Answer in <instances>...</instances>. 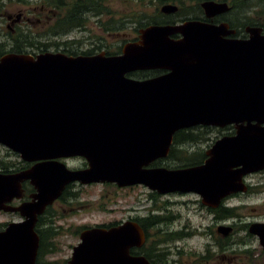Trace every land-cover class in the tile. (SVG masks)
Wrapping results in <instances>:
<instances>
[{"label": "water", "instance_id": "95a60500", "mask_svg": "<svg viewBox=\"0 0 264 264\" xmlns=\"http://www.w3.org/2000/svg\"><path fill=\"white\" fill-rule=\"evenodd\" d=\"M202 7L208 17L231 9L214 0ZM245 30L248 37H233L229 23L187 20L141 29L140 39L115 55H2L0 144L38 162L17 173L0 172V210L25 217L0 231V264H37L38 215L72 181L192 191L211 207L246 191L243 177L264 169V34L259 26ZM157 69L166 72L143 81L126 76ZM197 125H233L235 133L219 138L202 164L148 167L168 155L176 131ZM71 156L84 157L88 168L71 170L56 160ZM26 180L36 189L32 200L12 207ZM251 231L264 247V223ZM144 240L136 222L92 227L81 232L68 264H151L130 253Z\"/></svg>", "mask_w": 264, "mask_h": 264}, {"label": "rangeland", "instance_id": "374dc122", "mask_svg": "<svg viewBox=\"0 0 264 264\" xmlns=\"http://www.w3.org/2000/svg\"><path fill=\"white\" fill-rule=\"evenodd\" d=\"M32 4H21L16 0H0L2 4V10L0 11V42L8 40L11 35L15 33V29L22 28L25 31L32 32L31 35L35 37L38 42L48 45L51 42H57L61 45L30 47L27 50L30 53H39L40 50L48 52H65V49L73 50L80 53L81 50H86L99 45L94 53L102 51H116L121 50L123 45L128 42L137 41L140 39L141 28L137 27L139 24L146 25L150 21L156 22L157 18H164V12L162 7L167 4H173L175 2L168 1L160 3L158 0H108L103 4V16L92 17L91 11H88V21L86 23L87 29L74 30L73 32L65 35H45V31L48 25L51 24L53 19L50 18V9L42 7V4L38 0H29ZM187 0L186 3L181 4L179 7V14L188 16H197L199 10L195 7L196 0ZM218 2L231 3V0H215ZM229 1V2H228ZM247 5L238 6L228 14L226 18L233 22L239 23L240 20L248 22L245 24L260 23L264 18V0H246ZM38 2V3H37ZM172 2V3H169ZM198 6V5H197ZM229 6H231L229 4ZM110 11V14H106L105 11ZM178 10V9H177ZM174 11V12H177ZM185 10V11H184ZM57 12V10H56ZM178 17V16H177ZM139 22V24H136ZM106 26L108 28H106ZM31 28V29H30ZM100 38V39H97ZM72 40L79 41L81 43H74L66 46L63 42H70ZM120 46V49L118 47ZM103 47V48H102ZM67 53V52H65ZM146 72V71H143ZM198 133L195 131L194 136L201 139L200 147L208 148L209 144L214 139L222 136L226 130L209 127L203 129ZM192 146L187 144L178 145L176 150L187 151L186 154L180 153L177 155V159H185L189 156V151L192 150ZM6 147L0 144V161L10 162L13 160L10 156L6 155ZM174 158H168L163 160L159 165L178 167L182 164H186L184 161H180ZM15 160V159H14ZM84 159H77L73 162L74 166L78 167L83 163ZM1 168V163H0ZM251 181V180H250ZM252 184L259 185L258 192L248 195H243L240 198L231 201V205L237 206L235 212L241 215L242 221L252 220L251 218L261 217L260 220H264V174L256 175L252 178ZM148 189L141 186H132L126 189H121L112 184H87L84 186L75 187V193L73 196L66 198L68 202H55L52 206L53 213L47 214V218L52 219L53 222L48 226L49 232H45L47 235V250L41 257L42 264H67L66 260L71 258L73 246L77 245L80 241L79 232L77 231L79 226H90L96 222L109 223L117 220H125L129 217L145 215L147 210L152 205L151 200H146ZM195 200L198 196H190ZM143 199L142 204L138 203V200ZM188 198H172V203H166V198L157 197V205L171 208L175 212H179V220L173 222L175 229L180 230L183 224H187L188 230H195V228L202 229L208 224L212 225L211 216H200L194 213V209L198 206V203H192L187 201ZM156 205V206H157ZM72 207L74 209H72ZM257 216V217H256ZM12 217L10 214L0 213V224L8 222ZM253 218V219H254ZM48 220V221H49ZM238 221V219H235ZM223 221H216L215 219V264H226V259L222 260L218 253L217 247L219 242L227 244L228 241L216 236L218 226L222 225ZM177 233L173 232L166 235V238L175 240ZM219 235V234H218ZM234 237H231L229 241H233ZM209 240L203 235H195L188 240L175 241L173 244L182 248L185 245L202 251L203 247ZM228 246V245H227ZM231 249H236L237 253H243L245 249L244 245L236 247L233 245L231 248L228 246L226 252L230 255ZM172 250H175L174 248ZM252 257L254 260L252 264H264V254H262L259 245L253 249ZM174 257V255H173ZM250 259L246 260L245 264H251Z\"/></svg>", "mask_w": 264, "mask_h": 264}, {"label": "flooded vegetation", "instance_id": "af4514ba", "mask_svg": "<svg viewBox=\"0 0 264 264\" xmlns=\"http://www.w3.org/2000/svg\"><path fill=\"white\" fill-rule=\"evenodd\" d=\"M206 0H199V2L196 0L195 2V7L199 10V14L197 16H188L183 15L182 13L179 14V6L180 4L175 3L177 7V12H164V18H157L156 22L150 21V23L144 25V26H139L140 29L146 28L149 25H172V24H178L185 22L187 20H201L205 21L208 23L212 24H220L223 22L229 23L231 28H234L236 30V33L233 35V37H239V38H246L248 37V34L246 32V27L247 25H254V26H259L262 29V34H264V18H262L260 24H240L237 22H233V19L230 20L226 18V14H228L230 11L235 9V7L229 3L231 6V9L223 14H218L214 15L212 17H208L205 13L204 8L202 7V3ZM215 1V0H214ZM193 3V1H191ZM229 2V1H228ZM168 3V2H167ZM172 3V2H169ZM164 4V3H163ZM198 5V6H197ZM185 11V10H184ZM178 16V17H177ZM173 39H179L181 38L180 34H174L171 36ZM158 73V71H151V72H133V73H128L126 74L127 77L130 79H135V80H146L151 77H154L155 74ZM211 126H203V125H197L193 127H189L186 129H181L185 130V133L191 135H188L189 137H184V138H179L176 137V134L178 132H181V130H178L175 132L174 137H173V143L170 147L169 153L166 157L157 159L153 161L150 165H148L149 168L153 167H166L169 169H175V168H182V167H191L195 165H199L204 163V161L207 158V152L208 150L215 145V142L222 136L224 135H231L235 133V129L233 126H227L225 128H222L226 130V132L220 136L217 139H214L211 144H209L208 148H203L200 147L201 139H198L197 137H193L195 131L198 130V133L201 134L200 132L203 129H208ZM182 137V136H181ZM179 139V140H178ZM189 144L192 147V150L189 149L191 153H189V156H187L188 160L190 158H193L192 162H186V164H182L181 166L178 167H171V166H164V165H159L163 160H166L168 158H174L177 157L180 153L186 154L187 151H179L176 150V147L178 145H183V144ZM5 147V146H4ZM6 155L10 156L13 160L10 162H2L1 163V168L0 172L2 173H17L20 171H23L25 169H28L38 161H25L24 159L21 158V156L13 152L12 150L6 148ZM83 158L84 161L81 165H78V167L74 166L73 162H75L77 159ZM15 159V160H14ZM177 159V158H174ZM182 159V158H181ZM57 161H60L64 163L68 169L71 170H83L88 168L89 164L88 161L82 157V156H71V157H61L57 158ZM180 160V159H177ZM191 161V160H190ZM264 174V169L257 171V172H251L246 174L243 177V181L247 186L246 191H239L235 193H231L227 196H225L219 203L217 207H211L209 205H206L202 201L201 195L189 191V192H181V191H174V192H168V193H160L157 190H153L146 186L145 184L142 183H137L133 185H126V186H119L115 182H93L89 184H112L115 185L121 189H126L132 186H141L145 189H148V193L146 195V200H151L150 202L153 203L150 205V207L147 210V214L145 215H139V216H134V217H129L128 219L125 220H117L114 222H109V223H102V222H96L94 225L90 226H79L77 231L79 232V239L81 232L92 228V227H102L109 229L111 227L118 226L122 223L132 221L136 222L139 224V226L143 229L144 234H145V240L141 244V246H136L131 248L130 253L132 255H142L147 258V260L151 264H215V219L216 221H223L222 225L218 226L217 228V233L216 236L219 238L223 239L224 241H228L227 244H222L220 241L219 244H217L219 250L218 253L220 255V258L222 260L226 259V264H245L246 260L250 259V263L252 264V261L254 258L252 257L253 254V249L257 247V245L260 246L262 254H264V247L261 244V240L259 236L251 231V227L254 223H264V220H260L261 217L254 218L252 217V220H243L241 215L236 213L234 210L237 206L231 205V201L233 202L234 199L240 198L243 195H248L250 196L251 194L258 192L259 190V185L261 184H252V178L256 175ZM251 180V181H250ZM87 184L81 183L79 181H72L68 183L65 186L64 191L62 192L61 196L56 199L51 205H48L44 212L40 215H38L37 222L35 225V230L39 236V251H38V257H37V264H42L41 262V257L44 255L45 251L47 250V235H45V232H49L48 226L50 223L53 222L52 219L49 220L47 218V214L53 213L51 215L55 216V213L52 211V206L54 205L55 202H68L66 198H69V196H73L76 194L75 187L78 186H84ZM23 193L21 197H14L12 201L9 202V205L12 207H18L22 203H25L27 201L32 200V195L36 192L35 187L30 183V181L26 180L22 182L21 184ZM261 187H264L261 186ZM196 195L198 198H191L190 196ZM157 197L159 198H166V203H172V198H188L187 201L192 202V203H198V206L193 210L194 213L200 215V216H211V222L212 225H207L206 227L203 226L202 229L200 228H195V230H188V227H190L187 224H183V226L180 228V230L175 229L173 222L179 220L180 214L179 212H173L171 208H167L159 204L157 205L156 199ZM143 199L138 200L139 204H142ZM157 205V206H156ZM72 209H74L72 207ZM0 213L4 214H10L12 215L13 218H11L8 222L1 223L0 224V231L6 229L8 224L10 223H19L25 220V217L21 215L19 211H4L0 210ZM56 217V216H55ZM257 217V216H256ZM254 218V219H253ZM235 219H238L236 221ZM49 220V221H48ZM221 226L228 227L230 228V232L228 234H225L222 230L219 228ZM177 233V237L175 240L168 239L166 238L167 234L170 233ZM203 235L209 240L206 245L203 247L202 251L195 250L188 245H185L184 247L180 248L173 243L175 241L179 240H188L193 238L195 235ZM231 237H234L232 240L229 241ZM79 243V242H78ZM231 248L234 246L236 247H241L244 245L245 249L243 250V253H237L236 249H231V254L229 255L226 250L228 249V246ZM74 248V246H73ZM175 250H172V249ZM73 252V251H72ZM72 255V254H71ZM174 255V257H173ZM68 260H66L68 264ZM257 264V262L255 263Z\"/></svg>", "mask_w": 264, "mask_h": 264}, {"label": "trees", "instance_id": "16d2710c", "mask_svg": "<svg viewBox=\"0 0 264 264\" xmlns=\"http://www.w3.org/2000/svg\"><path fill=\"white\" fill-rule=\"evenodd\" d=\"M21 4H32L29 0H16ZM40 4H42V7L50 9V18L53 19L50 25H48V28L45 31V35H65L73 32L74 30H85L87 29L86 23L88 21V11H91L92 17H102L103 14V4L108 0H38ZM160 3L172 1L178 4L186 3L187 0H158ZM192 1V0H191ZM199 2V0H197ZM38 3V2H37ZM231 4L236 8L238 6H244L247 5L246 0H231ZM2 10V4H0V11ZM57 10V12H56ZM106 14H110V11H105ZM248 22V18H246V21L240 20L238 26L240 24ZM136 24H139V22H136ZM254 24V23H253ZM260 24V23H256ZM139 26H144L143 24H139ZM106 28H108L106 26ZM31 29V28H30ZM32 32L25 31L22 28L15 29V33L10 36L8 40H5L3 42H0V57L8 52H15V53H30L27 49L30 47H37L40 48L41 46L49 47L52 45H61L57 42H51L48 45L42 44L41 42H38L35 37L31 35ZM97 39H100L97 37ZM66 46H69L74 43H81L76 40H72L70 42H63ZM28 47V48H27ZM99 48V45H95L92 48L81 50L80 53L74 52L70 49H65L64 51L67 52V54L70 55H77V54H84V55H90L94 54L96 49ZM103 48V47H102ZM120 49V46L118 47ZM40 52H46L45 50H40ZM39 52V53H40ZM119 50L116 51H109L106 50L107 54H115L118 53ZM34 54V53H31ZM36 54V53H35ZM157 74V73H156ZM188 135H191V133L187 134L185 133V130H181V132H178L176 134V137L184 138L189 137ZM182 136V137H181ZM194 137V135H193ZM179 140V139H178ZM186 162H192L193 158L181 159L180 161ZM50 264V263H48ZM53 264V263H52Z\"/></svg>", "mask_w": 264, "mask_h": 264}]
</instances>
